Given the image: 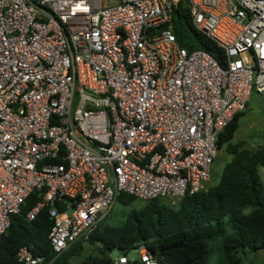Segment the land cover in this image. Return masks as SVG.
I'll use <instances>...</instances> for the list:
<instances>
[{
	"label": "built area",
	"instance_id": "1",
	"mask_svg": "<svg viewBox=\"0 0 264 264\" xmlns=\"http://www.w3.org/2000/svg\"><path fill=\"white\" fill-rule=\"evenodd\" d=\"M177 0H0V234L25 197L55 254L116 194L175 203L201 189L215 138L253 89L264 103V0H186L224 64L172 31ZM20 245L19 264L41 254ZM113 264H160L143 241Z\"/></svg>",
	"mask_w": 264,
	"mask_h": 264
},
{
	"label": "trees",
	"instance_id": "2",
	"mask_svg": "<svg viewBox=\"0 0 264 264\" xmlns=\"http://www.w3.org/2000/svg\"><path fill=\"white\" fill-rule=\"evenodd\" d=\"M171 26L180 45L203 48L224 64L222 48L191 24L186 0H177L172 8ZM244 112H235L216 134L217 151L223 146L229 159L214 184L186 193L175 203L160 198L142 201L119 191L113 202L128 206L123 220L103 225L99 220L85 241L91 250L77 264H113L110 250L127 254L139 241L160 264H206L210 245L217 238V264H239L240 252L264 249V184L257 173V166H264V144L250 149L231 140ZM36 199V193L30 192L20 210L11 214L0 234V264H19L16 251L23 244L32 245V251L43 256L39 264L82 249L78 239L61 252H53L46 238L51 220L45 209L31 219L25 216Z\"/></svg>",
	"mask_w": 264,
	"mask_h": 264
},
{
	"label": "rangeland",
	"instance_id": "3",
	"mask_svg": "<svg viewBox=\"0 0 264 264\" xmlns=\"http://www.w3.org/2000/svg\"><path fill=\"white\" fill-rule=\"evenodd\" d=\"M244 113L238 119V126L236 127L232 141H240L242 145L253 149L258 145L264 144V103L262 102L259 95L253 91L250 92L247 100ZM229 159V154L226 153L222 146L216 153L210 168L209 179L201 183L203 189L208 185L214 184L220 175L222 165L226 160ZM257 173L261 182L264 184V166H257ZM1 174V172H0ZM161 200L165 201L166 197H161ZM128 206L122 205L118 202H113L108 213L101 219V225L103 224H119L124 218V211ZM219 239L212 241L210 245V251L207 257L206 264H217L218 257V244ZM91 250V246L87 242L82 243V249L69 256L60 255L54 261L49 260L42 264H77L81 261L86 254ZM110 256L118 254L116 249L108 252ZM128 256H135L136 250L130 249L127 252ZM240 263L239 264H264V249H256L253 251L245 250L239 253Z\"/></svg>",
	"mask_w": 264,
	"mask_h": 264
},
{
	"label": "crops",
	"instance_id": "4",
	"mask_svg": "<svg viewBox=\"0 0 264 264\" xmlns=\"http://www.w3.org/2000/svg\"><path fill=\"white\" fill-rule=\"evenodd\" d=\"M201 188H203V185H201Z\"/></svg>",
	"mask_w": 264,
	"mask_h": 264
}]
</instances>
